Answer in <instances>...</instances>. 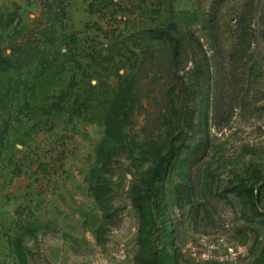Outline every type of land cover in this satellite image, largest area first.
Here are the masks:
<instances>
[{
    "label": "rangeland",
    "instance_id": "374dc122",
    "mask_svg": "<svg viewBox=\"0 0 264 264\" xmlns=\"http://www.w3.org/2000/svg\"><path fill=\"white\" fill-rule=\"evenodd\" d=\"M213 1L0 0L3 52L40 49L0 71V264H22L16 240L25 264H264V0H225L217 42ZM173 28L202 46L176 68ZM160 155L178 160L142 224L131 189Z\"/></svg>",
    "mask_w": 264,
    "mask_h": 264
},
{
    "label": "trees",
    "instance_id": "16d2710c",
    "mask_svg": "<svg viewBox=\"0 0 264 264\" xmlns=\"http://www.w3.org/2000/svg\"><path fill=\"white\" fill-rule=\"evenodd\" d=\"M225 0H214L211 8V29L210 34L214 42H217V28L215 24V17L218 13L219 7L224 3ZM63 14V10L59 8L57 11V18ZM246 15H243L238 21V39L236 50L237 53L242 51L244 48L250 45L249 30L246 26ZM61 20V19H60ZM174 33L167 32L169 39L168 51L171 55V65L176 68V64L179 61V56L181 54L182 48L186 44L193 45L195 47L201 48L199 39L193 37L192 34L177 32L175 28ZM50 33L44 35L45 38L51 37ZM40 49L33 44H28L25 47H18L16 50H12L10 54H5L0 47V71H7L10 68H20L24 63H28L34 59ZM64 97H60L59 100H63ZM119 99L113 101L106 116H105V125H106V134H111L113 124H116V118L119 116L120 109ZM100 154L103 157L104 165L109 164L111 160V155H105V147L101 145ZM177 155H160L155 166L151 168L148 177H141L139 181L132 187L130 193V199L133 207L135 208L139 218L143 224L146 220V216L151 207V204L155 202L156 198L162 192L161 181L173 164L177 161ZM89 191L94 198L97 205L102 211V217L104 223L100 226V229L115 215L116 208L112 204L113 196L112 189L103 180L98 171H92L90 174V185ZM16 253L22 264L26 263V257L22 248L21 243L16 240ZM147 264H158L155 260L147 262Z\"/></svg>",
    "mask_w": 264,
    "mask_h": 264
}]
</instances>
